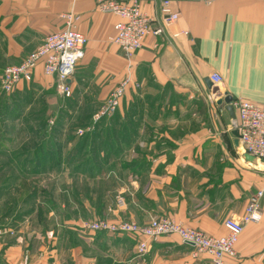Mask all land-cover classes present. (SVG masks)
Listing matches in <instances>:
<instances>
[{
	"label": "crops",
	"instance_id": "crops-1",
	"mask_svg": "<svg viewBox=\"0 0 264 264\" xmlns=\"http://www.w3.org/2000/svg\"><path fill=\"white\" fill-rule=\"evenodd\" d=\"M143 9L163 34L127 57L110 40L120 18L101 13L96 0H0V264H206V255L194 257L195 247L176 235L152 240L141 256L139 236L83 226L170 218L221 237L225 221L242 218L264 188V165L246 161L234 130L227 134L215 122L216 112L232 120L216 103L225 94L264 104V0H172L179 19L170 26L162 24L159 4L145 1ZM72 13L88 44L70 98L42 66L31 82L3 92L4 69L62 31L63 16ZM213 74L223 79L218 95L205 83ZM123 79L131 83L121 105L98 123L94 138L55 133L49 117L56 106L67 115L74 101L77 113L92 117ZM43 177L51 178L47 189ZM76 178L81 198L74 199V188H58L72 197L56 203L55 181ZM75 201L77 215L69 211ZM261 215L246 225L229 264H264V197Z\"/></svg>",
	"mask_w": 264,
	"mask_h": 264
},
{
	"label": "built area",
	"instance_id": "built-area-1",
	"mask_svg": "<svg viewBox=\"0 0 264 264\" xmlns=\"http://www.w3.org/2000/svg\"><path fill=\"white\" fill-rule=\"evenodd\" d=\"M145 1L159 4L163 25L170 26L178 21L179 14L172 9V0H96L97 9L101 13L114 14L120 18L114 27L116 34L110 40L120 46L127 57H132L140 51L150 35L163 34L162 28L154 29V19L144 11ZM63 18L62 31L48 35L20 64L9 65L4 69L1 79L3 92L12 94L21 81L31 82L36 69L42 66L44 74L56 77L59 90L66 98H70V82L88 39L77 29L78 16L72 13ZM211 81L218 87L223 79L219 74H213ZM130 83L129 79H123L117 84L106 101L92 115L93 124L78 130L80 137L93 132L94 125L116 113ZM232 105L236 114V118L232 120L233 130L239 133L238 140L242 151L264 165V104L236 99ZM263 197L264 188L250 198L242 218H229L225 221L227 234L221 237L209 236L170 218L151 219L147 225H140L132 220H100L85 223L83 228L93 232L139 236L137 251L141 256L148 253L152 240L176 235L184 243L195 247L194 257L206 255V264H229L228 260L237 258V244L246 225L261 221Z\"/></svg>",
	"mask_w": 264,
	"mask_h": 264
},
{
	"label": "rangeland",
	"instance_id": "rangeland-1",
	"mask_svg": "<svg viewBox=\"0 0 264 264\" xmlns=\"http://www.w3.org/2000/svg\"><path fill=\"white\" fill-rule=\"evenodd\" d=\"M182 88H186V87H182ZM191 89L190 87H187L186 89ZM74 101H71V104L68 106H70V111L69 113L66 115L62 112V108L56 106V110L55 112L49 117V123L52 125V127L55 130L56 134H61L63 135L64 132L66 134L67 137H70L73 140H83V139H92L94 138L93 135H95V133L97 132V126L99 124L94 125L95 126V130L93 132H88L85 136L80 137L78 135V130L81 129L84 126H89L90 124H93L91 121V115H85L83 113H77L76 112V107H74ZM217 108V107H216ZM112 117V116H111ZM186 117V121L192 120L193 118L191 117V115H185ZM108 120H110L109 118L104 119L102 122H107ZM215 122H222L224 123L226 126L225 128V132L227 134L231 133L233 131V121L229 118V116L223 112V113H217L215 114ZM88 123V125H87ZM60 125V129L58 130V125ZM65 124V127L67 126L68 129L66 131H63V126ZM58 130V131H57ZM81 143V142H80ZM60 179V178H58ZM57 179V180H58ZM51 178L48 177H43L41 178V185H43V187H45L47 189L48 186H50L49 184L51 183ZM64 180L65 183H60L58 181H55V185L54 187L57 188V193H55L56 195V199L54 198V200L58 201L61 204L64 203V198H66L67 200H69L72 197V191H69V194H66L65 197H63V193L58 189V188H74V194L73 197L74 199H77L78 197L81 198L82 195V186H84L82 184V178H76L74 179V182H72V184L68 183L67 179H61V181ZM73 181V179H71ZM70 180V181H71ZM78 183V185H76ZM63 190V189H62ZM118 198L121 200H124L123 195L119 194ZM73 199V201H74ZM56 201V203H57ZM250 201V200H249ZM78 202L75 201V204L72 202V207L70 213L77 215L80 212L79 206L77 204ZM249 203V202H248ZM66 205H68V203H65ZM70 204V205H71ZM38 208V206H37ZM37 208H34L35 211H37ZM43 209L45 210L46 213V207L43 206ZM82 211V210H81ZM38 213L40 214L41 218L40 221H45V218L43 217V210H39ZM100 220H107V219H99V220H87L86 223H90L92 222H97Z\"/></svg>",
	"mask_w": 264,
	"mask_h": 264
},
{
	"label": "water",
	"instance_id": "water-1",
	"mask_svg": "<svg viewBox=\"0 0 264 264\" xmlns=\"http://www.w3.org/2000/svg\"><path fill=\"white\" fill-rule=\"evenodd\" d=\"M205 83H206V86L208 87V89L214 94V95H218L220 93V90L217 86L214 85V83L211 81L210 78H207L205 79ZM233 101L234 99L232 97H230L229 95L225 94L223 97H220L218 100H217V105L220 106V107H223V106H226V110L229 112L232 120L236 118V114H235V110H234V107H233ZM233 135L234 137L236 138L235 140V145H239V140H238V137H239V133L237 130H234L233 131ZM244 159L250 163H256L257 162V159L249 154H244Z\"/></svg>",
	"mask_w": 264,
	"mask_h": 264
}]
</instances>
